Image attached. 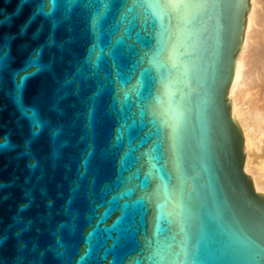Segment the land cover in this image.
Listing matches in <instances>:
<instances>
[{
	"label": "water",
	"instance_id": "1",
	"mask_svg": "<svg viewBox=\"0 0 264 264\" xmlns=\"http://www.w3.org/2000/svg\"><path fill=\"white\" fill-rule=\"evenodd\" d=\"M248 12L0 0V264H264L230 99Z\"/></svg>",
	"mask_w": 264,
	"mask_h": 264
},
{
	"label": "bare ground",
	"instance_id": "2",
	"mask_svg": "<svg viewBox=\"0 0 264 264\" xmlns=\"http://www.w3.org/2000/svg\"><path fill=\"white\" fill-rule=\"evenodd\" d=\"M230 99L233 116L245 136L247 164L255 190L264 195V0H249ZM259 137V138H258Z\"/></svg>",
	"mask_w": 264,
	"mask_h": 264
},
{
	"label": "snow or ice",
	"instance_id": "3",
	"mask_svg": "<svg viewBox=\"0 0 264 264\" xmlns=\"http://www.w3.org/2000/svg\"><path fill=\"white\" fill-rule=\"evenodd\" d=\"M35 62L32 63L29 67H26L22 70L21 74L18 76V79H17V84H18V87L19 89L22 91L23 89V86L25 85V83L27 82V80L30 78L31 75H33L34 73L31 72V67H35ZM161 215L162 216H167L168 213L165 211V206L164 205H161ZM160 232L161 229H159V227L157 226V232ZM160 253H161V247H160V244L158 243L157 244V249L154 253L153 256H160Z\"/></svg>",
	"mask_w": 264,
	"mask_h": 264
},
{
	"label": "rangeland",
	"instance_id": "4",
	"mask_svg": "<svg viewBox=\"0 0 264 264\" xmlns=\"http://www.w3.org/2000/svg\"><path fill=\"white\" fill-rule=\"evenodd\" d=\"M259 138V137H258Z\"/></svg>",
	"mask_w": 264,
	"mask_h": 264
}]
</instances>
